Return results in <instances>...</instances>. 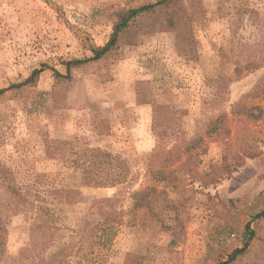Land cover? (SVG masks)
<instances>
[{"label":"rangeland","instance_id":"obj_1","mask_svg":"<svg viewBox=\"0 0 264 264\" xmlns=\"http://www.w3.org/2000/svg\"><path fill=\"white\" fill-rule=\"evenodd\" d=\"M158 1L0 0V90L41 71L0 96V264H219L248 225L234 264H264V0H183L191 42L145 15L55 78Z\"/></svg>","mask_w":264,"mask_h":264},{"label":"trees","instance_id":"obj_2","mask_svg":"<svg viewBox=\"0 0 264 264\" xmlns=\"http://www.w3.org/2000/svg\"><path fill=\"white\" fill-rule=\"evenodd\" d=\"M167 10L172 12L169 19L161 15L163 12ZM151 14H155V15H151ZM145 15H148V18L153 20V25H155L158 22L163 23L162 26L167 25L166 28L161 27L159 29L160 31H167V29L175 31L177 33V38L180 43H182V39L188 38L191 34V23L193 22V16L185 7L183 0H160L157 3L144 5L139 8L121 10L117 13V18L113 26V33L108 43L102 47H97V46L92 47L91 52L93 54V57L88 60L65 62L64 65L67 68L66 76L62 75L57 70H54L55 78L57 79V81L70 78V74L73 67H78L88 62H97L110 55L120 45L124 34L126 32H129L134 25L139 24L138 21L141 20L142 17H144ZM141 26L146 27L145 24L142 25L140 24V28ZM187 40L191 42L192 37L190 36ZM40 73H41L40 70H36L35 72H33L32 76L28 80H26L23 84L13 85L9 89L0 90V96L12 89L19 90L23 87L31 85L38 78ZM159 110H162V108L157 106L155 108V114H154L155 120L158 119ZM176 151H178V153H176ZM188 151L189 150L183 148H179L178 150L173 148L169 150L164 157L162 165H164V167H168L176 162L178 163V161L181 160V152L182 154H187ZM158 154L159 151L155 152V154L152 157L156 158L158 157ZM91 179L92 178L87 177L86 181L89 182ZM8 187L11 190L9 188L8 189L15 196L16 209H19L20 207L28 206L29 199L32 197L33 198L35 197L36 199L35 198L34 199L36 201L44 200V198L37 196V194L34 196L32 195L31 191H27V189L21 187L17 183L16 179H15V188L12 187L11 185H9ZM74 194H76L75 190H70V189H56L52 192V195H55L56 198L57 197L61 198L63 196L70 197L73 196ZM263 217H264V210L262 213H260L257 216V219ZM3 224H4V220L2 217H0V263L3 261V255L6 246L4 241L6 229ZM247 229L249 231L248 233H250L249 234L250 238L246 240L245 247L243 249L236 250L227 261L220 262L219 264H234L240 255L246 253L249 241L253 237V232L250 230L249 225L247 226Z\"/></svg>","mask_w":264,"mask_h":264}]
</instances>
